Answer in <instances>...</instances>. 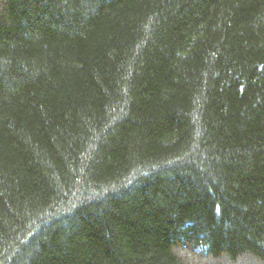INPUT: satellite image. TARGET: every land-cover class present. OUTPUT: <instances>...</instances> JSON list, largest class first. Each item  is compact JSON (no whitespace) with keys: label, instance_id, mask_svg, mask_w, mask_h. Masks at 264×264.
<instances>
[{"label":"trees","instance_id":"trees-1","mask_svg":"<svg viewBox=\"0 0 264 264\" xmlns=\"http://www.w3.org/2000/svg\"><path fill=\"white\" fill-rule=\"evenodd\" d=\"M0 264H264V0H0Z\"/></svg>","mask_w":264,"mask_h":264}]
</instances>
